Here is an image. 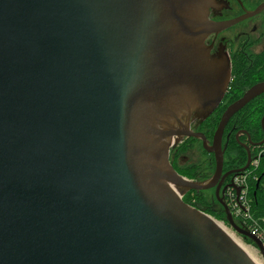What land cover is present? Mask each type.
Masks as SVG:
<instances>
[{
  "label": "water",
  "instance_id": "95a60500",
  "mask_svg": "<svg viewBox=\"0 0 264 264\" xmlns=\"http://www.w3.org/2000/svg\"><path fill=\"white\" fill-rule=\"evenodd\" d=\"M218 4L0 0V264H254L181 200L209 189L264 262L260 241L222 200L232 185L220 189L224 128L264 81L224 108L210 144L189 128L230 82L228 57L211 55L205 38L256 13L212 22ZM182 138L212 154L206 180L170 165ZM245 151L235 173L249 165Z\"/></svg>",
  "mask_w": 264,
  "mask_h": 264
},
{
  "label": "trees",
  "instance_id": "16d2710c",
  "mask_svg": "<svg viewBox=\"0 0 264 264\" xmlns=\"http://www.w3.org/2000/svg\"><path fill=\"white\" fill-rule=\"evenodd\" d=\"M259 81H264V52L258 56H255L250 64L248 61H245L241 55L234 58L231 63L230 82L228 84L225 97L215 108V110L201 122L196 130L203 133L208 132V134L211 135L224 108L230 102L240 97L245 89ZM226 99H229L228 102L225 101ZM263 115L264 93L249 101L243 108L236 112L227 122L224 133L244 131L248 134L251 143H253L252 145H257L263 139L264 119L263 130L260 124ZM203 128L204 130H202ZM192 140L195 139H185L182 143H179L175 147H177L178 149L181 147L183 148L186 143ZM236 144L237 143L234 139L232 140L231 145L228 143L226 144V147L223 151V169H226L227 166H230L232 164V160L227 161L225 157L227 153L237 150L238 146ZM260 144V148H255L258 151H262L259 156L258 166L253 169V176L255 177V179L250 180L248 184L250 216L255 220L264 219V141ZM251 151L252 149L250 150V153H252ZM237 153L238 158L237 161L234 162L233 166L235 170L243 167L246 162L245 151L239 149V152L237 151ZM170 164L176 171V173H178L180 176L187 177L189 175L187 174V172L177 169L175 166V162H173V159H170ZM235 170L232 172L235 175L239 174L235 173ZM203 192L204 191H189L181 197V200L184 203L199 209L200 211L211 216L213 219L221 221L226 225L227 221L225 218L224 210L215 198L214 191L213 195L208 199L205 198ZM190 195H193L194 197V202L192 203L189 200ZM222 200L227 206V202L225 201V199L222 198ZM227 208L229 209L228 206ZM243 239L248 243L253 244L249 239Z\"/></svg>",
  "mask_w": 264,
  "mask_h": 264
},
{
  "label": "flooded vegetation",
  "instance_id": "af4514ba",
  "mask_svg": "<svg viewBox=\"0 0 264 264\" xmlns=\"http://www.w3.org/2000/svg\"><path fill=\"white\" fill-rule=\"evenodd\" d=\"M214 1L217 4L224 2L226 6L220 7L218 4L215 8H209L208 19L212 22L228 21L231 19H236L244 14H247L248 12L256 11L255 14L236 22L235 24L231 25L230 27L224 30H221L218 33L209 34L204 40V44L209 48V53L211 55L216 56L220 53L226 54L230 62V69L233 59L239 55H241L243 59L245 61H248L250 64L255 56H258L264 52V0H214ZM229 35H231V37H228ZM225 95L226 93L224 94L223 98L225 97ZM228 100L229 99H226L225 101L228 102ZM201 122L202 121L192 117L190 118L189 128L194 132L202 133L207 143L210 144L212 133L214 130L212 131L211 135H209L208 132H204L205 133L204 134L203 132L196 130V128L199 127ZM202 130H204V128ZM185 139H189V138H182L176 145L182 143ZM233 139L236 141L237 143L236 145L238 146V148L234 152V155L231 157L232 164L230 166H227L226 169L222 168V173H226V175L223 178L220 189L224 185H226L235 175L232 171L235 170L233 166H234V162L237 161L238 158L237 151L239 152V149L245 151V147L248 148L249 159H250L251 158L250 150L261 147V144L252 145L253 143H251L248 134L244 131L234 132V133L231 132L224 133L223 131L221 146L225 149L226 144L228 143L231 145ZM195 140L199 141L201 146V141L198 139ZM172 147L169 148V153H168L169 163L171 159L170 151ZM209 155L212 156V154ZM182 156L183 155L179 157L180 161L182 158L184 159V157ZM246 159H247V153H246ZM212 190L214 191V189Z\"/></svg>",
  "mask_w": 264,
  "mask_h": 264
},
{
  "label": "rangeland",
  "instance_id": "374dc122",
  "mask_svg": "<svg viewBox=\"0 0 264 264\" xmlns=\"http://www.w3.org/2000/svg\"><path fill=\"white\" fill-rule=\"evenodd\" d=\"M228 37H231V35H229ZM257 151L258 150L256 149H252L251 157L255 153H257ZM234 152L235 151L227 153L225 157L227 161L231 160V157L234 155ZM181 155H183L182 157H184L185 160L183 158L181 159V161L179 160V157ZM170 158L173 159V162H175V166L177 169L185 171L187 172V174H189L187 177H182L190 181L202 182L211 176L214 169L212 156L206 153L201 148L200 143L197 140L189 141L183 146V148L181 147L178 149L175 146L172 147ZM203 195L206 199H208L213 195V190H204ZM189 200L191 203L194 202L193 195L189 196ZM217 223L223 230L225 229L224 231H226L227 234L232 237V239L242 245L251 254V256L256 260L258 264H264L262 258L257 253V250L253 244L248 243L240 235L235 233L228 224L225 225L221 221H217Z\"/></svg>",
  "mask_w": 264,
  "mask_h": 264
},
{
  "label": "built area",
  "instance_id": "2783aa9c",
  "mask_svg": "<svg viewBox=\"0 0 264 264\" xmlns=\"http://www.w3.org/2000/svg\"><path fill=\"white\" fill-rule=\"evenodd\" d=\"M261 152V150L257 151L250 158L249 165L243 172L232 177L228 182L232 186L224 190L222 198L227 202V206L230 209L228 210L236 225L257 238L264 252V219L255 220L251 218L248 197V184L250 180L255 179L253 169L258 166ZM235 188L238 189L237 194L235 193Z\"/></svg>",
  "mask_w": 264,
  "mask_h": 264
},
{
  "label": "bare ground",
  "instance_id": "6f19581e",
  "mask_svg": "<svg viewBox=\"0 0 264 264\" xmlns=\"http://www.w3.org/2000/svg\"><path fill=\"white\" fill-rule=\"evenodd\" d=\"M218 224V223H217ZM218 226L220 227V225L218 224ZM221 228V227H220ZM222 229V228H221ZM223 230V229H222ZM225 230V229H224ZM223 230V231H224ZM226 234H227V232L226 231H224ZM228 235V234H227ZM229 236V235H228ZM230 237V236H229ZM231 239H232V237H230ZM237 245H238V247H240L243 251H244V253L250 258V260L254 263V264H258L257 262H256V260L251 256V254L242 246V245H240L238 242H236L234 239H232ZM252 257V258H251Z\"/></svg>",
  "mask_w": 264,
  "mask_h": 264
}]
</instances>
